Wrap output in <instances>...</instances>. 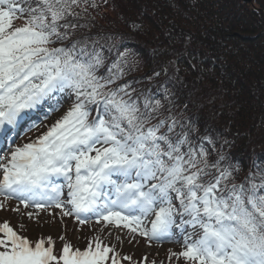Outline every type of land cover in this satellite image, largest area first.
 Listing matches in <instances>:
<instances>
[{"label":"snow or ice","instance_id":"obj_1","mask_svg":"<svg viewBox=\"0 0 264 264\" xmlns=\"http://www.w3.org/2000/svg\"><path fill=\"white\" fill-rule=\"evenodd\" d=\"M99 7L97 0H0V140L11 148L0 163V210L16 200L13 212L35 209L25 213L29 220L39 222L42 212L80 224L95 218L127 230L129 243H181L168 253L178 264H264V161L253 159L256 173L241 179L238 163H224L230 158L210 136L198 142L194 125L125 80L127 49L119 51L112 35H91L89 10ZM173 63L148 79L166 76ZM164 99L172 105L166 89ZM131 260L99 236L84 249L65 242L57 253L51 236L33 241L0 223V264Z\"/></svg>","mask_w":264,"mask_h":264},{"label":"trees","instance_id":"obj_2","mask_svg":"<svg viewBox=\"0 0 264 264\" xmlns=\"http://www.w3.org/2000/svg\"><path fill=\"white\" fill-rule=\"evenodd\" d=\"M259 2L97 0L100 7L89 10L95 17L91 35H112L119 51L127 49L131 70L124 79L139 81L134 84L138 91L161 100L165 109L171 107L180 123L194 125L198 142L199 136H210L216 150L230 158L224 163H238L241 179L256 173L253 159L258 165L264 161V0ZM168 61L174 63L166 76L148 79ZM165 89L172 105L164 99ZM202 143L215 159L213 145ZM6 220L30 240L51 236L57 253L65 242L84 249L86 241L97 237L86 240L64 227L40 233ZM122 255L131 256L124 251ZM122 263L139 264L140 259Z\"/></svg>","mask_w":264,"mask_h":264},{"label":"rangeland","instance_id":"obj_3","mask_svg":"<svg viewBox=\"0 0 264 264\" xmlns=\"http://www.w3.org/2000/svg\"><path fill=\"white\" fill-rule=\"evenodd\" d=\"M242 1V0H241ZM244 3L250 4L253 3L254 0H243ZM260 1V0H259ZM260 4V2H258ZM17 25L22 24L21 20L16 21ZM55 119V115L53 116ZM47 123V121H46ZM35 132L27 133L22 138H17L15 141L16 145H20L22 143L27 142L28 137H34ZM11 148L8 146L6 142L0 143V163H5L8 157V153L10 152ZM0 200H3V197H0ZM18 206V201L11 200L7 202V210H0V218L10 219L9 221L14 224H24L25 227H28V230L36 229L40 233H46L49 231H54L60 227L69 228L73 231L75 236H82L87 240L88 237L95 235L101 237L105 240L106 244L115 245L116 250L122 255L123 251L130 254L134 260H139L140 263L143 261L144 257H147L146 264H151L152 261H156V264H178L175 259L172 262H169L168 253L169 249L172 251L179 252L181 250V243L175 242H163L157 243L153 242L151 246L148 245L143 238H139L137 242L129 243L128 237L124 235L127 230L124 232H120L115 229L112 225H108L107 227L104 226L103 221L101 224H96L95 219H90L88 223L80 224L73 221V217H64L63 221H61V217L57 216H49L46 212L41 213V219L39 222L29 220L28 217L25 215L27 211H35V209H25L23 205H19V212H13L11 209L16 208ZM57 212L59 210H56ZM20 223V224H19ZM111 233V235H109ZM121 235L123 238V243L120 244L116 240V236ZM74 236V237H75ZM76 239V238H75ZM181 237V241H182ZM88 243V241H86ZM140 257V258H139ZM124 262V261H122ZM124 264V263H122ZM138 264V263H137Z\"/></svg>","mask_w":264,"mask_h":264}]
</instances>
